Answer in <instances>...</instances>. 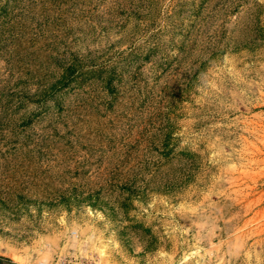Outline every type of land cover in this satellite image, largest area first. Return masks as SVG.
<instances>
[{
	"label": "rangeland",
	"instance_id": "1",
	"mask_svg": "<svg viewBox=\"0 0 264 264\" xmlns=\"http://www.w3.org/2000/svg\"><path fill=\"white\" fill-rule=\"evenodd\" d=\"M77 256L264 264V0H0V257Z\"/></svg>",
	"mask_w": 264,
	"mask_h": 264
},
{
	"label": "built area",
	"instance_id": "2",
	"mask_svg": "<svg viewBox=\"0 0 264 264\" xmlns=\"http://www.w3.org/2000/svg\"><path fill=\"white\" fill-rule=\"evenodd\" d=\"M59 264H100L94 258L89 257H71L60 259Z\"/></svg>",
	"mask_w": 264,
	"mask_h": 264
},
{
	"label": "trees",
	"instance_id": "3",
	"mask_svg": "<svg viewBox=\"0 0 264 264\" xmlns=\"http://www.w3.org/2000/svg\"><path fill=\"white\" fill-rule=\"evenodd\" d=\"M0 264H14L10 260L0 257Z\"/></svg>",
	"mask_w": 264,
	"mask_h": 264
},
{
	"label": "bare ground",
	"instance_id": "4",
	"mask_svg": "<svg viewBox=\"0 0 264 264\" xmlns=\"http://www.w3.org/2000/svg\"><path fill=\"white\" fill-rule=\"evenodd\" d=\"M103 253H104V251H102V253H101V258H104L105 259V254H103ZM41 264H43V263H41Z\"/></svg>",
	"mask_w": 264,
	"mask_h": 264
}]
</instances>
